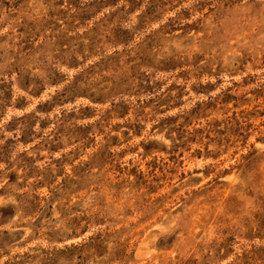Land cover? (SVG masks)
<instances>
[{"label":"rangeland","instance_id":"1","mask_svg":"<svg viewBox=\"0 0 264 264\" xmlns=\"http://www.w3.org/2000/svg\"><path fill=\"white\" fill-rule=\"evenodd\" d=\"M0 264H264V0H0Z\"/></svg>","mask_w":264,"mask_h":264}]
</instances>
